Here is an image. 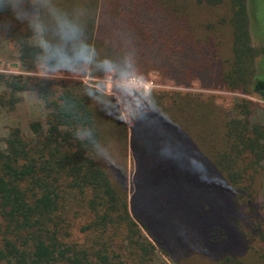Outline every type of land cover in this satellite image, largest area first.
Wrapping results in <instances>:
<instances>
[{
    "label": "trees",
    "instance_id": "obj_1",
    "mask_svg": "<svg viewBox=\"0 0 264 264\" xmlns=\"http://www.w3.org/2000/svg\"><path fill=\"white\" fill-rule=\"evenodd\" d=\"M221 1L0 0V38L26 71L44 53L49 71L88 66L92 78L138 69L144 80L151 65L177 87L197 82L264 101L245 0H230L227 22L194 21L197 6ZM0 84L2 105L33 88L45 111L29 136L11 129L0 149V264H167L158 255L172 258L194 232L211 231L214 250V196L236 187L241 161H264V125L228 117L212 97L153 91L129 132L116 99L81 81L0 74ZM110 141L124 145L115 164L101 152Z\"/></svg>",
    "mask_w": 264,
    "mask_h": 264
},
{
    "label": "rangeland",
    "instance_id": "obj_2",
    "mask_svg": "<svg viewBox=\"0 0 264 264\" xmlns=\"http://www.w3.org/2000/svg\"><path fill=\"white\" fill-rule=\"evenodd\" d=\"M245 2L251 44L257 51L255 71L260 78L264 79V0H245ZM229 5L230 0H222L220 5L215 7L197 6L193 11V16L196 15L194 21L202 24L215 23L225 19L227 22L230 16ZM199 32L196 31L198 34ZM33 41L40 43V32L35 35ZM225 51L227 53L228 49ZM17 57L13 46L0 38V74L21 75L25 78H56L70 82L81 81L116 99L129 132L132 111L137 109L151 92L159 90L190 92L201 94L204 97H212L217 105L224 108L228 117L241 115L251 125H264V101L260 100L257 95H246L227 90H205L197 82H193L189 87H177L170 82L163 81L156 71L150 70L151 65L146 68L148 69L144 79L146 85L132 90L120 87L118 81L123 77L139 78L138 73L144 70L134 69L133 72H130L131 75H117L116 70H106L102 77L92 78L88 75V66L74 67L69 70L59 66L53 71H49L46 64L48 55L45 53L38 59L32 71L23 69ZM4 91L0 84V96ZM18 98L19 101L12 108L2 105L0 102V149L4 148V141L11 129L18 128L23 135L29 136L31 122H44L43 104L33 88L19 93ZM128 138L130 139V133ZM123 146L119 142L110 141L106 146L101 147V152L105 154L104 161L108 160L107 163L115 164L116 160L124 154ZM126 162L129 174L128 183H130L134 168L130 146L127 148ZM240 167L244 172L240 174L236 187L227 185L224 187V191L222 189L217 195L214 193L216 195L214 199L223 210L216 211L217 215L221 212L220 227L223 234L220 231L217 238H213L215 242L219 241L220 245L212 247L214 250L209 249L208 247L211 246L209 239L212 240L211 231L207 237L197 238L195 237L197 232H194L193 235L190 234L183 239L178 248H172V258L163 257L161 253L158 255L159 258L161 257L167 264H217L219 260L226 257H230L240 264H264V197L262 191L264 161L253 164L250 159L243 160ZM194 237L195 239H193Z\"/></svg>",
    "mask_w": 264,
    "mask_h": 264
},
{
    "label": "built area",
    "instance_id": "obj_3",
    "mask_svg": "<svg viewBox=\"0 0 264 264\" xmlns=\"http://www.w3.org/2000/svg\"><path fill=\"white\" fill-rule=\"evenodd\" d=\"M118 82H119L120 87H123L125 89H132V90H137L140 87H143L146 85L145 80L141 78H134V77H123Z\"/></svg>",
    "mask_w": 264,
    "mask_h": 264
}]
</instances>
